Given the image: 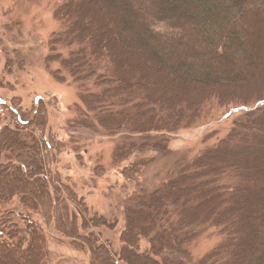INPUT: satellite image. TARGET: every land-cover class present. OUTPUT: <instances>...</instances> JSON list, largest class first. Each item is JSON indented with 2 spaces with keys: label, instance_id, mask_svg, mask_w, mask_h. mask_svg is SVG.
Instances as JSON below:
<instances>
[{
  "label": "trees",
  "instance_id": "1",
  "mask_svg": "<svg viewBox=\"0 0 264 264\" xmlns=\"http://www.w3.org/2000/svg\"><path fill=\"white\" fill-rule=\"evenodd\" d=\"M74 10L79 20L74 21ZM53 14L62 29L52 34L50 50L57 44L69 50L66 56L57 52L47 59H57L81 84L91 80L102 86L100 93H81L79 99L93 115L78 119V125L129 134L115 146L114 162L136 150L165 151L172 134L202 118L206 104L256 105L161 186L131 197L134 206L126 209L117 253L92 230L80 233L97 223L107 225L106 220L87 218L83 199L58 176L54 181L47 177L55 159L49 148L57 146L51 138L45 142L31 131L26 134L30 126L46 130L45 113L40 107L32 116L11 109L16 123L0 128V264H15L11 255L25 264H46V238L32 213L45 226L53 222L75 247L88 248L89 264H264V188H248L253 175L264 176V165L248 171V158L242 156L258 141L264 124V53L258 47L263 25L252 18L264 15V0H63ZM83 16L93 24L90 34L81 32ZM111 25L121 38L111 33ZM106 101H113V107L101 111ZM208 156L212 162L206 161ZM132 173L131 168L122 170L126 176ZM226 175L233 180L220 183ZM15 198L26 213L7 207ZM67 199L78 206L80 225ZM234 201L244 212L255 202L257 222L230 212ZM144 204L150 209L134 226L132 212L143 211ZM199 227H215L225 239L196 259L189 246L203 229ZM140 236L151 241L146 251H141Z\"/></svg>",
  "mask_w": 264,
  "mask_h": 264
},
{
  "label": "rangeland",
  "instance_id": "2",
  "mask_svg": "<svg viewBox=\"0 0 264 264\" xmlns=\"http://www.w3.org/2000/svg\"><path fill=\"white\" fill-rule=\"evenodd\" d=\"M100 1L103 4L105 2V0ZM61 2L63 0H0V128L4 125L13 126L16 123L17 116L11 112L13 108L20 113L27 112L31 116L36 108L42 109L47 119L46 130H38L30 126L26 134L31 131L35 137L45 142L51 138L57 146V149L49 148V153L55 159L49 166L50 173L47 177H52L54 181L55 176H58L61 183L67 184L77 198L83 199L87 218L101 217L106 220L107 225L97 223L87 231L80 229V233L85 234L92 230L98 236L99 242L105 243L111 252L117 253L122 246L120 235L127 221L126 209L134 206L131 197L139 191L148 192L161 186L202 149L223 138L233 121L254 108L256 104L226 106L206 104L202 118L172 134L165 151L136 150L126 159L114 162L113 150L116 145L126 140L125 137L129 135L127 130L110 133L99 125L91 129L78 125L77 122L84 116L93 115L79 99L81 93H100L102 86L94 84L91 80L81 84L61 68L57 59H47L49 55L57 52L66 56L69 50L61 44L55 45V51L50 50L49 41L52 34L62 29V23L53 14L54 9ZM108 8L110 12L112 6L108 4ZM72 14L74 21L79 20L77 10ZM252 18L259 25H263L258 47L264 53V15ZM79 23L82 25L81 32L85 34L93 32V24L84 16ZM110 31L113 35L115 33L121 35L114 25H111ZM260 73L264 78V64ZM54 75L59 78L62 75L63 79H58ZM112 103L113 101L103 102L101 111L110 110L113 107ZM259 130L258 141L255 140L253 143L255 146L246 148L247 152L252 153L245 152V156L242 155L243 158H248L244 163L248 171H256L258 166L262 168L264 165L263 123L260 124ZM210 133H213V136L206 138ZM132 139L136 138L132 137ZM238 152L241 151H236L237 157H240L241 154ZM248 155L253 156L251 160ZM209 158L210 156L206 161L212 162ZM1 162L3 155L0 156ZM125 167L133 169V173L128 176L122 174ZM231 174L233 175L232 172ZM252 177L248 182V188L256 192L263 190L264 176H259L258 179H255L254 175ZM231 178L226 175L219 182H231L233 180ZM58 183L54 182V186L57 187ZM187 183L192 185L193 180L190 179ZM12 202L7 207L13 208L16 213H26L17 198ZM67 202L70 213L76 214L80 225L78 206L68 199ZM148 207L144 204L143 211L132 212L135 216L134 226L140 223L144 210L150 209ZM255 208V202L252 201L244 212L242 204L236 205L234 201L229 211L242 213L248 221L257 222ZM200 214L201 212L197 216ZM231 216L234 219L239 217L232 214ZM31 218L39 222V227L46 238L48 251L46 264H89L88 248L83 245L84 248L79 249L72 245L70 238L64 237L54 229L53 222L51 226H45L43 218L38 213H32ZM260 229L262 233L261 225ZM224 239L225 236L219 232V229L204 227L192 241L189 249L193 258L198 259L219 246ZM139 240L141 251H146L151 241L149 242L148 237H141ZM237 247L238 245H235L234 249ZM11 257L16 260L15 264H25L22 257L12 255Z\"/></svg>",
  "mask_w": 264,
  "mask_h": 264
}]
</instances>
